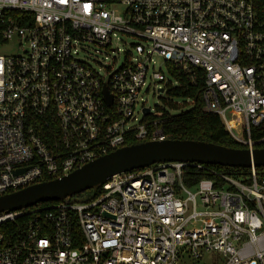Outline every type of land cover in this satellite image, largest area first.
<instances>
[{
	"label": "built area",
	"instance_id": "built-area-1",
	"mask_svg": "<svg viewBox=\"0 0 264 264\" xmlns=\"http://www.w3.org/2000/svg\"><path fill=\"white\" fill-rule=\"evenodd\" d=\"M115 43L124 47L118 68L80 57L83 45L107 55L120 51ZM179 77L201 83L204 112L258 149L264 0H0V196L130 141L167 140L159 109L141 95L150 84L171 100ZM188 168L206 166L157 164L112 177L89 202L1 214L0 264H264V168L241 177L210 170L215 178L196 194Z\"/></svg>",
	"mask_w": 264,
	"mask_h": 264
},
{
	"label": "water",
	"instance_id": "water-1",
	"mask_svg": "<svg viewBox=\"0 0 264 264\" xmlns=\"http://www.w3.org/2000/svg\"><path fill=\"white\" fill-rule=\"evenodd\" d=\"M160 92L163 93V90ZM104 95L106 105L111 106L113 99L107 87ZM149 112L146 110L145 114L149 115ZM164 163L258 169L264 168V148L251 151L192 140L146 142L121 148L67 176L0 196V215L31 209L43 203L63 202L87 191L97 193L103 184L116 175Z\"/></svg>",
	"mask_w": 264,
	"mask_h": 264
},
{
	"label": "trees",
	"instance_id": "trees-1",
	"mask_svg": "<svg viewBox=\"0 0 264 264\" xmlns=\"http://www.w3.org/2000/svg\"><path fill=\"white\" fill-rule=\"evenodd\" d=\"M181 87L176 88L168 93V97L172 100L162 99L163 102L169 108V111L159 109L161 116L158 118L160 128L163 131L167 140H192L213 143L215 145L233 148V149H245L243 145L237 142L225 129L221 118L218 115L208 114L204 112L203 101V86L201 83L196 86H190L186 77H179ZM173 99L193 101L192 104L184 103L183 106H178L173 103ZM183 107V108H181ZM183 109V110H182ZM185 109V110H184ZM180 110L177 115L171 114L173 111ZM47 137V136H46ZM264 138V127L253 128L252 139L256 142ZM52 141V139H50ZM141 144L137 141H130L126 144L127 147ZM258 148H264V142L258 146ZM263 168H258L257 171H262ZM211 171L221 172L229 176L241 177L251 174V169L240 168H225L220 166H206L204 169L188 168L184 176V181L188 187H194L203 179L215 178ZM52 179H48L51 181ZM97 193L93 191H87L83 194L76 195L71 199L63 202H89L95 199ZM54 203L61 202H48L39 204L36 207L48 206ZM31 216L20 218L16 225H11L9 228L16 229L18 225L24 224L30 219ZM76 233L81 237L80 230H76Z\"/></svg>",
	"mask_w": 264,
	"mask_h": 264
},
{
	"label": "rangeland",
	"instance_id": "rangeland-1",
	"mask_svg": "<svg viewBox=\"0 0 264 264\" xmlns=\"http://www.w3.org/2000/svg\"><path fill=\"white\" fill-rule=\"evenodd\" d=\"M115 47L120 49V51L117 53H114V54L109 53L107 55H105V54L101 55V54H95L96 49L94 47L89 46V45H83V49H82V52L80 53V57L82 59L87 58V59L95 60L97 62H100L104 66L112 65L113 60L116 59L117 63L115 65V67L118 68L123 64V61H124V54H123V48L124 47L121 43L120 44L115 43ZM107 56H108V58H107ZM160 66H162V61L160 59H158L156 69L158 70ZM149 85L150 84H148L143 89V92L141 95L143 100L141 103L145 104L146 107H150L151 109H153L154 110L153 112H156V110H158V109H164V110L169 111V108L167 107V105L162 100V99L166 98L167 96L165 94L158 93V89L155 88V86H152L148 90ZM173 101L175 104H178V105H182V103H184L183 100L173 99ZM181 108H183V107H181ZM179 113H180V110L171 112V114H173V115H177ZM189 191L192 194H196L198 191V188L194 187V188H191ZM217 257L218 256H215V258H217ZM207 263L213 264V260L211 257H208Z\"/></svg>",
	"mask_w": 264,
	"mask_h": 264
}]
</instances>
